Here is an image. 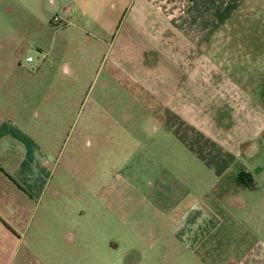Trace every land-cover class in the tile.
<instances>
[{
  "label": "rangeland",
  "instance_id": "1",
  "mask_svg": "<svg viewBox=\"0 0 264 264\" xmlns=\"http://www.w3.org/2000/svg\"><path fill=\"white\" fill-rule=\"evenodd\" d=\"M2 1L0 264H219V248L264 264V158L247 164L263 169L261 188L220 204L203 194L226 158L198 144L220 162L185 164L175 140L220 139L170 116L159 125L149 82L171 75L160 60L184 53L157 51L143 0H40L35 20Z\"/></svg>",
  "mask_w": 264,
  "mask_h": 264
},
{
  "label": "crops",
  "instance_id": "2",
  "mask_svg": "<svg viewBox=\"0 0 264 264\" xmlns=\"http://www.w3.org/2000/svg\"><path fill=\"white\" fill-rule=\"evenodd\" d=\"M73 1L80 3L82 0ZM12 2L20 5L23 17L38 19L35 9L40 0ZM143 2L142 20L156 32L157 51L184 53L182 60L175 57L170 62H158V66L160 63L163 67L167 65L171 75L149 82V90L158 101L157 107H151L156 116L153 115L160 126L167 125V116H170L176 128H186L183 124H187L197 131L215 133L220 139L216 141L218 146L214 141L175 140V147L181 148V161L191 164L194 160L212 172L213 164L220 160L213 162L212 156L203 158L198 144L208 151L211 147L219 148L217 154L226 158V167L219 170L216 167L212 172L215 176L212 174L210 183L205 182L203 189V194H214V204H220L216 195H234L237 191L252 192L261 188L263 178L258 172L263 169L253 170L248 165L254 157L264 158V0ZM64 10L70 11L69 6ZM30 47L20 39L15 48L16 56L24 58ZM241 128L250 135L232 142L225 139L227 132L235 133ZM214 143L216 146H212ZM250 149H253L252 154ZM236 165L239 168L233 170ZM239 174H249L246 184L239 183ZM188 187L190 191L193 188L191 183ZM213 203L212 210L216 206ZM237 256L240 261L242 255L230 257L219 248L214 258L219 264H236Z\"/></svg>",
  "mask_w": 264,
  "mask_h": 264
},
{
  "label": "trees",
  "instance_id": "3",
  "mask_svg": "<svg viewBox=\"0 0 264 264\" xmlns=\"http://www.w3.org/2000/svg\"><path fill=\"white\" fill-rule=\"evenodd\" d=\"M248 175H249V174H242V175H240V177H239V183H241V184H246V182H247L246 177H247Z\"/></svg>",
  "mask_w": 264,
  "mask_h": 264
},
{
  "label": "built area",
  "instance_id": "4",
  "mask_svg": "<svg viewBox=\"0 0 264 264\" xmlns=\"http://www.w3.org/2000/svg\"><path fill=\"white\" fill-rule=\"evenodd\" d=\"M53 22H54V24H56V23H58V24L60 23L61 24L62 23V21H61V19L59 17H56ZM27 60L29 62H31L32 58H28Z\"/></svg>",
  "mask_w": 264,
  "mask_h": 264
}]
</instances>
